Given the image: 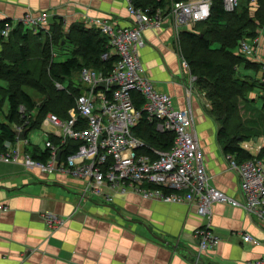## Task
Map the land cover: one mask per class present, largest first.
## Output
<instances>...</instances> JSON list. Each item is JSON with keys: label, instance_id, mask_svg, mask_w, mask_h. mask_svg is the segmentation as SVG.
<instances>
[{"label": "crops", "instance_id": "1", "mask_svg": "<svg viewBox=\"0 0 264 264\" xmlns=\"http://www.w3.org/2000/svg\"><path fill=\"white\" fill-rule=\"evenodd\" d=\"M172 1L167 0V4ZM238 2L247 5L254 15L258 0ZM27 13L33 17L46 15L38 27L44 31L55 17H62L66 29L76 22L89 27L90 19H109L118 25H129L132 20L123 0H0V21L17 23ZM196 23L183 30L193 31ZM256 33L258 44L248 57L252 63L242 64L240 74L256 84L248 102L261 100L260 115L252 117L246 102H239L241 126L229 138L221 136L222 124L211 114L210 101L197 80L188 94L192 73L182 68V55L169 22L146 28L145 45L139 50L143 73L159 91L172 97L176 107H187L189 95L209 181L240 202L239 176L229 167L225 155L231 153L242 160L226 152L225 145L232 138L244 153L264 162V25ZM42 100L41 95L38 102ZM8 107V102L2 101L0 121L5 120ZM35 129L42 130V126ZM26 148L32 156L44 151L32 140ZM78 189L79 182L70 177L26 168L21 162L0 161V203L6 207L0 211V264H191L190 252L196 247L194 233L204 222L193 207L144 198L132 191L114 194L111 203L80 200ZM46 213L64 218V224L49 228ZM211 226L220 241L203 255L202 264H264V228L244 208L215 202ZM243 234L252 240H244Z\"/></svg>", "mask_w": 264, "mask_h": 264}, {"label": "built area", "instance_id": "2", "mask_svg": "<svg viewBox=\"0 0 264 264\" xmlns=\"http://www.w3.org/2000/svg\"><path fill=\"white\" fill-rule=\"evenodd\" d=\"M123 1L132 19L129 25H118L109 19L88 22L89 27L98 28L107 37L110 50L102 54V59L110 55L117 58L107 72L81 68L77 80L82 84V91L75 97L67 116L61 118L49 112L42 119L46 138L41 155L45 158L41 155L34 158L27 150L30 144L27 135L23 140L19 138L26 120L14 125L15 139L3 143L0 161L21 162L26 168L70 177L79 182L80 200L111 203L114 194L132 191L144 198L193 207L204 222L194 233L196 247L190 252L191 264H202L203 255L214 250L220 241L211 226L215 202L244 208L256 224L264 228V162L257 157L238 161L233 154L226 153L229 167L238 173L243 202L213 186L206 172L189 105V95L197 77L190 74L188 105L178 108L172 97L159 91L143 73L139 56L140 48L145 45L143 31L159 27L165 21L174 30L182 68L190 70L180 48L181 32L187 25L207 20L215 0L173 2L167 12L161 9L150 12L135 7L131 0ZM221 1L226 12L234 11L238 5V0ZM45 19V14L33 17L27 13L18 22L35 32ZM13 26L0 27V36L7 37ZM257 44V37L242 38L237 52L251 57ZM55 85L64 88L58 82ZM19 112L24 116L25 108L20 106ZM143 118L154 124L155 131L173 134L169 148L151 145L136 134L135 127ZM5 208L0 203V211ZM44 219L52 229L65 222L64 218L52 213H46ZM243 239L251 241L252 237L243 234Z\"/></svg>", "mask_w": 264, "mask_h": 264}, {"label": "trees", "instance_id": "3", "mask_svg": "<svg viewBox=\"0 0 264 264\" xmlns=\"http://www.w3.org/2000/svg\"><path fill=\"white\" fill-rule=\"evenodd\" d=\"M131 1L135 7L150 12L157 9L167 12L171 3L184 0H173L170 4H167V0ZM257 4V10L251 16L247 5L238 2L234 11L226 12L222 1L215 0L207 20L197 22L193 31L181 32L183 55L190 64L191 73L197 77L199 89L205 92L210 101L211 114L222 124L220 134L224 138H229L241 126L237 103L256 86L245 80L238 71L239 65H250L251 60L235 49L240 39L254 37L257 28L264 25V0H258ZM6 24L14 26L7 37L0 36V81L6 82V86L0 84V102L6 100L9 106L7 114H4L5 120L0 121V148L5 140L15 139L14 125H21L27 120L24 130L28 135L32 129L40 127L42 119L49 112L65 118L75 97L82 91V84L79 81L75 83L73 75H78L83 67L107 72L117 58L110 55L102 59V54L109 52L110 48L107 37L96 27H86L76 22L66 29L62 17H55L47 32L40 28L34 32L10 19L0 21L1 28ZM65 46L69 48L64 52H70V56L56 61L52 52ZM65 79H69L67 87L63 84ZM56 82L64 88H57ZM28 88L43 96L39 106ZM20 106L25 108L24 116L19 112ZM135 130L151 145L167 149L172 144L173 134L155 131L154 124L144 118ZM233 142L232 138L226 142V152L237 154L239 160L254 157L244 153ZM41 157L45 158V155Z\"/></svg>", "mask_w": 264, "mask_h": 264}, {"label": "rangeland", "instance_id": "4", "mask_svg": "<svg viewBox=\"0 0 264 264\" xmlns=\"http://www.w3.org/2000/svg\"><path fill=\"white\" fill-rule=\"evenodd\" d=\"M213 46H217V44H214ZM68 48H69L68 46H65L64 47L65 50L64 49H61V48L60 49H55V51L52 52V54L53 53L55 54L54 59L56 61H58V60L60 61V60H65L66 58H68L70 56V52H67V54L64 52V51H67L66 49H68ZM188 64H189V62H188ZM240 66L241 65L238 66V71L239 72H240ZM189 69H190V64H189ZM77 76L78 75L74 74L73 77H72L73 78V81L75 83L78 82ZM68 83H69V79H65L63 81V84H64L65 87H67ZM0 84L3 85V86H6V82H4V81H0ZM28 90H30V93L33 92L32 95L34 97V100L36 101L37 106H39L40 103L38 102V97L41 96V94H39L35 90L29 89V88H28ZM251 92H254V91H251ZM252 95H253L252 93L247 92L246 94H244L240 98V100L237 103L238 104L237 105V113H238L237 115L240 116V113H239V106H240V104H239V102H241V101L244 102L245 101L246 102L245 105H247L249 107V111H251L253 113V116L252 117H257V116L259 117V115H260L261 100L260 99H256L255 101L248 102V99ZM35 97H37V98H35ZM0 103L2 104V102H0ZM6 107H7V105H5L4 111L6 110ZM240 119H242L241 116H240ZM231 123H232V121L229 122V125L230 126L232 125ZM44 138H45V136H44V133L42 132L41 129L31 130L30 133H29V139L32 140V144L37 145V146H40L41 148L44 147ZM21 140H23V139H21Z\"/></svg>", "mask_w": 264, "mask_h": 264}, {"label": "water", "instance_id": "5", "mask_svg": "<svg viewBox=\"0 0 264 264\" xmlns=\"http://www.w3.org/2000/svg\"><path fill=\"white\" fill-rule=\"evenodd\" d=\"M66 36H68V33H66ZM25 135H26V132L25 131H22V132L19 133V138L20 139H24L25 138ZM57 158H59V154H58V157Z\"/></svg>", "mask_w": 264, "mask_h": 264}]
</instances>
